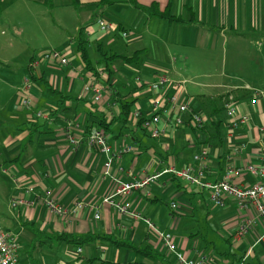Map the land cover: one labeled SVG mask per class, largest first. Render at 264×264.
<instances>
[{
	"label": "crops",
	"instance_id": "crops-1",
	"mask_svg": "<svg viewBox=\"0 0 264 264\" xmlns=\"http://www.w3.org/2000/svg\"><path fill=\"white\" fill-rule=\"evenodd\" d=\"M43 1L0 0V27H6L10 31L5 39L10 47L6 48L7 52H0V62L4 67L9 68V60L15 58V44L34 47L28 62L50 50L62 47L59 50L75 49V38L79 29L83 30L94 62L99 59L96 51L98 44L109 53L131 56L139 51L140 54L135 64L120 60L118 64L117 61L112 63L115 69L110 65L112 75L109 79L107 73L95 65L98 73H102L100 81L104 87L100 102L92 100L91 92L83 91L90 75L83 64L81 67L75 64L76 58L69 60L66 65L42 63L35 75L61 95L47 96L41 82L32 88L36 113L47 112L49 119L40 121L34 117L36 114L31 115L24 111L16 113L15 109L8 111V117H2L0 158H3L0 160V168H10L13 174V193L8 197L6 210L0 211V229L15 234L17 238V264H176L174 257L167 253L158 238L150 233L141 220L119 216L113 208L102 205L101 201L113 191L116 184L114 179L125 181L139 178L148 174L147 169L154 164V172L169 165L177 168L193 165L192 156L202 146L210 148L206 161V179L209 181L221 177L227 156L241 143L245 146L240 154H232V164L244 168L248 163L259 162L257 149L264 147V137L257 127L264 120V101L252 102V96L255 92L264 93V80L263 84L258 83L260 87L249 83L244 86L219 82L200 84L175 79L172 74L184 69L194 74V77L205 78L214 76L212 73L217 70L225 71L221 47L228 40L232 43L236 40L237 46L258 43L260 50L257 51V58L263 59L264 0H78L77 5H73L71 0H51V9ZM152 4L160 12L168 9L170 15L179 17L182 21L171 22L150 16L141 8ZM98 17L109 20L115 28L107 33L99 31L95 27ZM122 31L127 32L126 37L121 36ZM2 35L5 34L0 31V37ZM46 45L50 48H46ZM54 45L59 47L51 48ZM167 62H173V68L165 70L162 65ZM176 64L177 67L174 68ZM132 65L137 69H130ZM258 69L264 76V68L259 65ZM29 70L27 65L22 82L27 80L26 75H30ZM131 70L142 77H150L163 70L169 84L162 91L156 92L150 88L147 92L143 91L140 86L139 89L131 88L128 83ZM117 76L126 78L119 82L120 88L116 87ZM22 85L17 88L18 91ZM227 94L234 96L239 108L243 113H248L251 120L249 125L238 127L232 132L228 131L223 121L219 134H216L214 127L208 124L212 119H206L201 110L205 104L208 105V118L213 110L211 101L216 100L218 105H222ZM131 95L134 99L127 101ZM171 95L176 96L180 102L188 101L192 109L201 112L206 119L204 128L195 129L188 122L187 113L183 115L185 124L177 127L173 122L174 114H171L170 122L165 124L163 121L160 124L161 128L166 126L164 135L153 139L152 144H143L140 131L146 134V130L137 124L138 121L132 117V113L139 109L147 117L154 99L161 100ZM125 102H132L126 122L121 113V105ZM17 106L20 107V104L17 103ZM92 107L96 109L98 116L105 117L111 125L112 131L107 134L111 150L115 151L124 146L132 148L131 152L112 161L110 176L104 175V153L83 142L78 147H73L65 137L67 121L77 124L78 131L83 135L87 132L86 116ZM166 107L168 108L167 103ZM6 119H10L9 123L14 126L13 134H8L3 128ZM217 119L215 115L213 120ZM92 127L95 126L90 128ZM16 158L18 160L13 161ZM165 176L162 186L175 197L171 202L177 201L184 206L175 215L180 218L175 222L176 227L177 223L186 220L181 216H192L189 207L195 202L192 199L196 191L187 183L182 184L181 180ZM236 180L240 185H250L256 178L243 171ZM29 186L32 191L26 193V187ZM44 190L52 191L64 207L69 208L78 200L101 206L99 219L93 218L89 208L78 210L69 219L51 215L39 200L36 201L37 195ZM133 193L127 199L131 209L144 214L142 216L156 226L145 213L150 212L149 203L159 201L157 196L152 197L149 192L144 194L142 191ZM15 198H26L34 203L14 209L10 207V200ZM216 208L217 213H207L209 231L203 237H199L198 233H190L188 239L183 233H173L156 227L170 233L177 249L188 258L207 257L214 264H264V241L256 243L262 232L259 224L239 242L233 240L241 219L255 215L254 211L238 209L232 198H227L223 207ZM185 224L182 225L186 226ZM33 230L43 233L41 244L36 242L34 246ZM61 233L78 236L92 234L103 238L109 236L131 242L138 247L149 246L160 256L155 260L148 259L136 255L130 249L117 248L107 239L82 244L54 242L52 237Z\"/></svg>",
	"mask_w": 264,
	"mask_h": 264
},
{
	"label": "built area",
	"instance_id": "built-area-1",
	"mask_svg": "<svg viewBox=\"0 0 264 264\" xmlns=\"http://www.w3.org/2000/svg\"><path fill=\"white\" fill-rule=\"evenodd\" d=\"M96 25L99 31L104 33L110 32L115 28L112 22L103 17H98L96 19ZM121 36L126 37L127 32L122 31ZM49 61L60 65H66L68 63V59L63 51L50 50L44 52L39 57L33 58L30 61L29 69L35 73L42 63ZM101 76L102 73H98V76L90 75L83 87L85 93H92V100L94 102H100L102 99L104 87L100 81ZM168 84L169 81L163 76L159 77L156 82H152L149 88L153 92L162 91ZM32 91V87L28 80L23 83L18 91L19 104L26 111H31L33 109ZM261 101H264V93L255 92L252 96V102L257 103ZM166 103L168 104V108L166 107ZM151 105L152 108L147 117L143 116L139 109H136L132 113V117L136 121H141L142 128H144L153 139H158L164 135L166 126H162L161 128L160 124L163 121L165 124L170 122L169 116L171 114H174L173 122L177 127L185 124V119L183 118L185 113L188 114V122L191 123L195 129L203 128L206 123L205 116H203L201 112L192 109L188 101L180 102L176 96L171 95L161 100L154 99ZM222 107L225 115L224 123L229 132H232L238 127L249 125L251 120L250 115L242 112L232 94H227ZM262 114L264 117V110ZM36 117L48 120L49 114L47 112L38 111ZM257 130L264 137V120L262 125L257 127ZM65 137L73 147H78L83 142L89 147H94L104 153L106 157L104 175L108 176H110L109 171L112 161L132 151L130 146L120 147L112 151L106 133L96 127H92L83 135L82 132L78 131L77 124H74L72 121H67L65 124ZM244 146V143L239 144L233 149L232 154H240ZM232 154H230L231 156H227L224 171L217 180L209 181L206 179L208 170L206 161L210 155V148L208 146H202L198 152L192 156L193 165H187L183 168L169 165L157 172L143 174L139 178L125 181L114 179L116 184L113 191L109 195L103 197L101 204L113 208L119 216L141 220L150 233L158 238L161 246L167 253H170L174 257L176 264H214L212 259L207 257H186L177 249L170 233L160 231L148 218L143 217L139 212L131 209L127 199L131 193L143 191L147 185L154 183L165 175H169L188 185L207 190L209 200L215 207H223L226 199L232 198L238 209L245 210L246 212L253 210L255 215H248L241 219L233 235V240L239 242L246 233L253 231L254 227L259 224L262 227V232L257 237L256 243L264 241V147H262V149H257L259 162L257 164L248 163L244 168H239L232 164ZM243 171L254 176L256 181L250 185L238 184L236 179L242 175ZM31 191V186L26 187V193H31ZM36 199V201L39 200L41 202L51 215L59 216L64 219H69L71 216H74L78 210L83 208H89L93 213L94 219H99L100 217L101 206L91 205L78 200L75 201L71 207H64L57 201L50 190H44L42 194L37 195ZM33 203L34 201H27L26 198H15L10 200V207L15 209L32 205ZM170 207L172 210H175L176 204L171 202ZM18 252L19 244L15 234L0 229V264H17Z\"/></svg>",
	"mask_w": 264,
	"mask_h": 264
},
{
	"label": "rangeland",
	"instance_id": "rangeland-1",
	"mask_svg": "<svg viewBox=\"0 0 264 264\" xmlns=\"http://www.w3.org/2000/svg\"><path fill=\"white\" fill-rule=\"evenodd\" d=\"M95 27L99 29L97 25ZM0 31H2V33L5 34L4 36L2 35V37H0L1 39L0 52L4 53L7 52L6 48L10 47L5 40L8 37L10 31L7 30L6 27H2V28L0 27ZM14 46L17 53H14L15 58L13 60L12 59L9 60L8 63L10 67L9 68L4 67L0 62V123L2 121L3 116L8 117V111L11 112V110L13 111L15 109L16 113L17 111L18 112L24 111V112H29V114L33 115L36 114V110H37L34 101H33L34 103L33 109L31 111H26L23 108H21V106L20 107L17 106V103H19V92L17 88H19L21 84H23L24 82V81L22 82V80L24 79L23 76L26 74L27 65L29 67L30 62L28 61L30 56L32 55L34 47H30L25 44L24 45L15 44ZM54 46L55 47H51V48L59 47V45H54ZM45 47L50 48V46L47 45ZM62 48H58L57 50ZM258 50H260V46L258 43L257 44L252 43L248 46L245 44H241L237 46L236 40H234L233 43L231 40H228V42L221 47V52H222L221 57L223 60L225 71L217 70V72L212 73V75L214 76L205 77V78L201 76L194 77L193 76L194 74H191L184 69H181L180 72H176L175 74L172 75L173 77H175V79H185L190 82L191 81L200 82V84H214L216 82L217 83L219 82L228 85L244 86L246 83H249L251 85L253 84L252 86L260 87V84L258 83L263 84L262 80H264V76L262 73L259 72L258 68L259 65L260 67L264 68V58L263 59L257 58ZM63 52L65 53L68 61L69 60L71 61L72 58H76L75 64H78V67L82 66V63L79 60V56L76 53L74 47L73 49L71 48H69L68 50L64 49ZM91 55L93 56L92 50H91ZM118 61L119 60H117L116 62L117 64ZM49 63H51V61H49ZM54 63L52 64L54 65ZM162 66L165 70L167 69L169 70L170 68H173V62H167ZM57 67L59 68V66ZM111 67H113V65H111ZM176 67L177 64L175 65L174 68ZM251 68L255 71L251 70ZM113 69L115 68L113 67ZM130 69L136 70L137 67L135 65H132V68ZM130 74L131 75L128 77V83L130 84V87L131 88L136 87L137 89H139L138 87L140 86L143 91L147 92L148 91L147 89H149L150 84L152 82H156L159 77L161 76L163 77L164 76L163 74L165 73L163 70H160L159 73H154L155 75H152L150 77H142L133 71ZM117 78H118V83H116V87L120 88L119 82L124 81L126 78L123 79L120 76H117ZM26 79L29 81L32 88L35 85L36 87L40 85V82L31 79L30 75H26ZM133 99L134 97L131 95L127 98V101H131ZM207 106L208 105L205 104L204 109H202L204 111L201 110V112L205 114L206 119H210V116H208L207 118V109H206ZM34 117L40 121H43L41 118L36 117V115H34ZM9 122L10 119H6L3 123L5 125L3 126V128L8 134H13L14 126H12L11 123ZM140 133L143 144L154 143L153 138L149 136L148 132L144 134V132L141 130ZM2 158H0V160ZM155 166L156 164H154L153 167L147 169L149 170L148 174H151L152 172H154V170H156ZM164 177L166 176H163L154 183L147 185L146 188L142 191L144 194L149 192L152 195V197L153 195H155L159 199V201L157 202L149 203V205L151 206L150 212L149 213L147 212L145 214H148L149 218H151L156 223V226L160 230H169L172 231L173 233H183L185 237L188 239H190L189 237L190 233H198L199 237L205 236V233L209 231L207 213L213 215L218 211L217 210L218 208L215 209L214 205L209 200L208 191L205 189H201L197 186L190 185L196 191V194H194L195 196H193L192 199V202L193 201L195 202L192 204V207L191 206L189 207V209L192 210V216H181L182 218H186L185 222H180V224L177 223L176 227H174L175 222L178 218V217L176 218L175 215L178 209L183 208L184 206L182 204L180 205V203L179 202L177 203L176 201L174 203L176 204L177 208L175 210L171 209L170 203L172 199H174L175 197L173 198L172 194L170 193L171 191H169L168 189L162 186ZM12 180H13V174L10 168L7 166L0 168V204H1L0 211L6 210L8 197L11 193H13ZM182 184H184V182H182ZM134 194L135 193H133V195ZM236 211L238 210L236 209ZM142 215L145 216L144 214ZM183 223H186L185 224L186 226H183L182 225ZM174 230L176 232H174Z\"/></svg>",
	"mask_w": 264,
	"mask_h": 264
},
{
	"label": "trees",
	"instance_id": "trees-1",
	"mask_svg": "<svg viewBox=\"0 0 264 264\" xmlns=\"http://www.w3.org/2000/svg\"><path fill=\"white\" fill-rule=\"evenodd\" d=\"M73 5H77L78 0H71ZM43 4L51 9L52 8V1L51 0H44ZM140 7V6H139ZM145 12L148 13V15L150 16H155L158 18H164L167 19L168 21L171 22H178V21H182L179 17L170 15L168 9L164 10L163 12L158 11L157 7L155 4H152L149 7H141ZM75 49L76 52L79 56V59L81 61V63L83 64L84 69L89 73V75H94V76H98V71L96 70V66L98 65L100 66V68L102 69V71L107 73V79H109L112 75V70L110 68V65L112 63H114L117 60L122 61L123 63H127V64H135L138 61V55L140 54L139 51H136L133 55L131 56H125L123 54H118V53H109L105 50H103V48L101 47V44H98L96 47V51L99 54V59L94 62L92 57L90 56L89 53V44L86 40V38L83 35V30L79 29L75 38ZM95 51V49H94ZM30 77L31 79H33L34 81L37 82H41L44 86V93L51 97V96H57L60 95L59 92L54 91L50 85L47 84V82H45L43 79L38 78L34 72H32L30 70ZM61 96V95H60ZM61 98V97H60ZM132 102H125L121 105L122 108V115H123V120L126 122L127 121V117L129 114V110H130V106H131ZM211 106L213 108V110L210 113V119H212V121H210V123L208 122V124H211V126L214 127V130L216 132V134H219V127L222 124V122L225 119V115H224V110L221 104L218 105L216 100H212L211 101ZM96 109H94L92 107V110H90L86 116V126H85V131H88L90 129L91 126H95L96 128L100 129L101 131H103L106 134H110L111 133V129H110V123L108 121H106L105 117H100L96 114ZM217 115V120H213V117ZM139 126H141V121H138L137 123ZM204 128V127H203ZM143 130H145L144 128H142ZM18 158L13 159V161H17ZM172 177V176H171ZM173 179H175L174 177H172ZM29 225V224H28ZM35 233V239H34V246L36 244V242H38V244H41L42 242V238H43V233H39L37 231H34ZM101 239H107L108 241H110L111 243H113L117 248H125V249H130L132 250L136 255L148 258V259H157V257L160 256V254L154 250L153 248L149 247V246H145V247H138L135 246L133 243L131 242H127V241H120L118 239H114L113 237H100L97 235H92V234H85L82 236H78V235H73V234H68V233H61L58 234L56 236L52 237V240L56 243H61V242H65L67 244H82V243H86V242H92L94 240H101ZM100 264H121V263H110V262H101ZM128 264H132V263H128ZM133 264H138V263H133Z\"/></svg>",
	"mask_w": 264,
	"mask_h": 264
}]
</instances>
